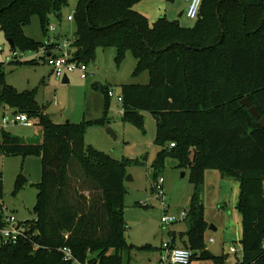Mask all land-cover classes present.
Segmentation results:
<instances>
[{
  "label": "trees",
  "instance_id": "trees-1",
  "mask_svg": "<svg viewBox=\"0 0 264 264\" xmlns=\"http://www.w3.org/2000/svg\"><path fill=\"white\" fill-rule=\"evenodd\" d=\"M69 1L0 0V31L12 41L13 50L38 51L44 42L27 36L25 27L36 16L45 31L50 15L61 18ZM139 1L77 0L69 49L87 64L99 47H115L118 64L128 53L136 58L134 73L147 71L150 82L121 85L123 118L143 127L145 111L155 117V143L161 149L152 168L164 166L170 140L175 145L169 146L179 149L182 167L197 172L219 168L239 179L242 264H264V127L242 104L247 97L264 116V0H203L191 28L165 17L151 25L135 8ZM92 86L106 94L107 106L109 85ZM0 105L27 113L39 126L33 139L2 129L0 151L42 160V179L34 184L36 218L26 220L30 239L0 243V264H73L60 252L64 246L90 264H131L133 250H153L151 245L136 247L124 237L125 166L132 162L114 160L85 143L86 125L105 124L104 118L58 123L39 105L34 90L18 91L8 84L2 68ZM24 182L19 177L17 188ZM195 186L184 245L194 250L192 261L228 264L225 255L207 248L197 176Z\"/></svg>",
  "mask_w": 264,
  "mask_h": 264
},
{
  "label": "rangeland",
  "instance_id": "rangeland-1",
  "mask_svg": "<svg viewBox=\"0 0 264 264\" xmlns=\"http://www.w3.org/2000/svg\"><path fill=\"white\" fill-rule=\"evenodd\" d=\"M186 0H141L136 4L138 11L143 13L151 25L160 17L170 21H177L183 27H194L197 19L180 17L182 9H186ZM77 0H70L69 5L62 10V17L50 15L46 30L43 31L39 17H33L30 25L25 27L27 36L43 41L48 35L50 26L56 27V35L60 34V42L72 37L76 30L74 21L67 19L73 12ZM0 62H5L0 69L5 72L6 82L18 91L34 90L36 100L44 110L53 115L58 123L71 121L85 123L104 118L105 124H88L85 127V143L99 151L108 154L119 162L130 161L126 174L131 176L125 180L126 193L124 195V218L127 224L124 237L134 246L151 245L153 250H133L131 264H160L159 257L162 244L172 236L176 243L183 245L187 240L184 234L188 229V218L192 198L195 192V177L200 180V202L204 208L207 222V248L217 256L225 255L228 264H237L241 260L243 224L242 214L238 209L240 181L229 176L219 168H206L197 172L194 168L181 166L176 153L179 149H172L167 140L165 148L167 154L164 166L160 170L152 168L161 147L155 143L156 119L145 111V122L139 127L124 120L122 103L118 100L122 84H148L150 75L147 71L135 74L136 58L128 53L121 64L116 61L115 47L102 48L96 51V58L88 63L89 70L94 72L92 77L83 79L78 70L68 74L69 82H62L52 69L38 58L35 64H18V60H8L12 47L4 33L0 31ZM31 55L30 57L34 56ZM40 57L42 54H38ZM38 56V57H39ZM33 61V60H30ZM99 81L108 84L114 95L108 99L102 91L96 90L92 84ZM56 101L59 103L56 104ZM9 106L0 105V136L1 130L27 139L36 137L39 126L35 123L26 126L21 123L10 122L14 119ZM5 120L9 121L5 123ZM111 128L115 135L108 131ZM135 161H140L136 164ZM203 171V172H202ZM25 182L17 188L19 177ZM161 176L165 179V192L168 208L165 210L161 200L157 197L156 188L152 189L155 181ZM42 179V160L38 155H7L0 151V185L2 199L5 205L13 211L20 221L36 218L34 207L37 202V190L34 184ZM85 193L90 194L84 184ZM184 213H186L184 217ZM173 215L178 218L174 223L164 224L163 215ZM186 218V219H185ZM214 238L215 242H210ZM239 248L238 254L230 253V246ZM192 264H198L193 261Z\"/></svg>",
  "mask_w": 264,
  "mask_h": 264
},
{
  "label": "built area",
  "instance_id": "built-area-1",
  "mask_svg": "<svg viewBox=\"0 0 264 264\" xmlns=\"http://www.w3.org/2000/svg\"><path fill=\"white\" fill-rule=\"evenodd\" d=\"M203 0H189V5L186 10V16L190 19H197L200 14V9L202 6ZM76 10L74 9L71 14L68 15L67 19L69 21H74ZM49 32L51 35H48L44 40L43 47H41L38 51H23V50H12L8 60H18V61H26V60H43L52 70L53 72L59 76L60 78H64V76L68 75L70 72L78 70L83 79H87L94 75V72L89 70V66L87 63L77 60L73 54L71 53L69 47V40H65L64 42H60L57 40L58 35H56V27L50 26ZM52 46V47H48ZM0 51H3V48L0 47ZM42 54L40 57L38 54ZM34 56L30 57L31 55ZM39 56V57H38ZM108 95L113 96L114 92L109 87ZM118 100L122 103L123 96L120 94L118 96ZM56 104L59 103L56 101ZM122 107V112H123ZM9 121L5 120V123ZM10 122L21 123L26 126H30L34 124V119L31 118L25 112H17L14 115V119H11ZM174 146L175 143L172 142L170 144ZM165 179L163 176L158 178L155 181L154 188H156L157 197L161 200L162 206L165 210L168 208V200L167 195L164 188ZM0 215L3 221V225L0 226V243L8 244L15 243L20 239H30V228L25 221H20L15 213L11 211L7 205L3 202L0 203ZM184 217L186 213L183 214ZM178 220L176 216L173 215H163L162 222L164 224L174 223ZM211 241H214L211 238ZM38 248V246H36ZM163 253L161 255V263L162 264H191L192 257L194 255V250L185 246V245H176L175 239L172 238L162 244ZM230 251L238 254L239 248L235 245L230 248ZM60 252L63 254V257L67 261H71L73 264H90L88 261L81 262L78 260L69 246H64L60 248ZM241 257L243 258V249L241 248ZM242 258L237 262V264H242Z\"/></svg>",
  "mask_w": 264,
  "mask_h": 264
},
{
  "label": "water",
  "instance_id": "water-1",
  "mask_svg": "<svg viewBox=\"0 0 264 264\" xmlns=\"http://www.w3.org/2000/svg\"><path fill=\"white\" fill-rule=\"evenodd\" d=\"M60 37L58 36L57 37V40L59 41ZM8 42L11 44V46L13 45L12 41L9 39ZM62 82L64 83H67L69 82V78H68V75L64 76V78L62 79ZM242 104H244L245 106H247L250 110V112L256 116L257 118H259V125L264 127V116L262 117L261 114L259 113V111L257 110V108L255 106H252L249 99L246 97L242 100ZM108 131L115 135V133L113 132V130L111 128H108ZM131 179V176L130 175H127L125 180H130Z\"/></svg>",
  "mask_w": 264,
  "mask_h": 264
},
{
  "label": "crops",
  "instance_id": "crops-1",
  "mask_svg": "<svg viewBox=\"0 0 264 264\" xmlns=\"http://www.w3.org/2000/svg\"><path fill=\"white\" fill-rule=\"evenodd\" d=\"M173 1V4H177L176 2H177V0H172ZM186 2V9H182V12H181V14H180V17H182L183 15H185L186 16V10H187V8H188V5H189V0H186L185 1ZM135 8L137 9V7L135 6ZM138 10V9H137ZM187 17V16H186ZM188 18V17H187ZM59 37H60V34L58 35ZM60 39H61V37H60ZM4 64H5V62H3ZM53 71V70H52ZM96 82H99V81H96ZM95 83V82H94ZM99 83H101V82H99ZM101 84H103V83H101ZM93 85V84H92ZM93 87V86H92ZM94 88V87H93ZM95 89V88H94ZM4 108L6 107V106H3ZM12 112H13V109L11 108L10 109ZM14 113V112H13ZM38 133V130L36 131V133L35 134H37ZM239 193H240V190H239ZM172 238H176L175 236H172ZM214 239V238H213ZM175 241H176V239H175ZM210 242H215V239H214V241H211V239H210ZM176 243V242H175ZM176 245H178L177 243H176ZM184 245V244H183ZM234 246V245H233ZM236 246V245H235ZM232 246H230V248H231ZM229 251H230V249H229ZM162 253H163V249H162V247H161V252H160V257H159V262H160V264H162L161 263V255H162ZM230 253H233V252H231L230 251ZM236 254V253H235ZM195 261H197V263L198 264H212V262L211 261H201V260H195ZM193 262V261H192ZM192 262H191V264H192Z\"/></svg>",
  "mask_w": 264,
  "mask_h": 264
}]
</instances>
